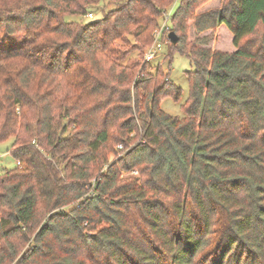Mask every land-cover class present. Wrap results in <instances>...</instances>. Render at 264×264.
Returning <instances> with one entry per match:
<instances>
[{
    "label": "trees",
    "instance_id": "16d2710c",
    "mask_svg": "<svg viewBox=\"0 0 264 264\" xmlns=\"http://www.w3.org/2000/svg\"><path fill=\"white\" fill-rule=\"evenodd\" d=\"M103 1L0 0V264H264V0Z\"/></svg>",
    "mask_w": 264,
    "mask_h": 264
},
{
    "label": "rangeland",
    "instance_id": "374dc122",
    "mask_svg": "<svg viewBox=\"0 0 264 264\" xmlns=\"http://www.w3.org/2000/svg\"><path fill=\"white\" fill-rule=\"evenodd\" d=\"M222 1L223 0H209L198 9V12H204L213 8H218L222 5ZM105 2H107V0L103 1L101 5H103ZM175 5L176 3H174V5L170 8L171 14L175 8ZM99 9L93 10L92 12L93 15L87 16L84 19L88 20V19L100 18L102 16V13L100 12ZM78 18L79 17L73 15L67 17L68 20L78 19ZM163 23L164 21L162 20L161 24ZM167 23H168L167 25L170 26L169 21ZM159 28H157L154 32V41L151 44V46L154 45V43L157 40L158 42L162 43V49L158 52L157 57L153 60V64L157 65L161 63L164 69L167 70L170 69L171 79L183 88V97L180 101L177 102L171 97H167L162 101L161 106L165 111H167L172 115H183L182 105L189 96V81L186 72L192 69V64L187 56L182 55L180 53L174 54L173 61L170 65L167 61H165L164 58L166 56V51L169 46L167 45L168 42L167 34L169 32V28L166 27L163 30V32L160 35H158ZM208 33H212V40L208 43L207 45L208 47H211L213 49L225 50V51H234L236 49L235 46L233 45L232 33L225 24L220 25L214 31L208 30L205 32H197L195 28L192 26L191 29L189 30V39L194 40L197 36L206 35ZM150 47H148L144 53H146V51ZM12 143H13L12 138L3 143H0V168L2 167L10 168L13 167L16 163L14 156L11 153H9V148L11 147Z\"/></svg>",
    "mask_w": 264,
    "mask_h": 264
},
{
    "label": "built area",
    "instance_id": "2783aa9c",
    "mask_svg": "<svg viewBox=\"0 0 264 264\" xmlns=\"http://www.w3.org/2000/svg\"><path fill=\"white\" fill-rule=\"evenodd\" d=\"M170 15H171V11L170 12H168L167 14H166V18L163 20L164 21V23L163 24H161V27L159 28V30H158V35H160L162 32H163V30L166 28V27H168V20H169V17H170ZM90 16H92V14H90ZM159 37V36H158ZM158 37H157V39H158ZM162 49V43L161 42H158L157 40H156V42L154 43V45H152L147 51H146V53H145V59L147 60V61H151V60H154L156 57H157V55H158V52L160 51Z\"/></svg>",
    "mask_w": 264,
    "mask_h": 264
},
{
    "label": "water",
    "instance_id": "95a60500",
    "mask_svg": "<svg viewBox=\"0 0 264 264\" xmlns=\"http://www.w3.org/2000/svg\"><path fill=\"white\" fill-rule=\"evenodd\" d=\"M169 38H170V41H171L173 44H176V43L178 42V40H179V37H178V35L176 34L175 31H171V32L169 33Z\"/></svg>",
    "mask_w": 264,
    "mask_h": 264
},
{
    "label": "crops",
    "instance_id": "0c3cea01",
    "mask_svg": "<svg viewBox=\"0 0 264 264\" xmlns=\"http://www.w3.org/2000/svg\"><path fill=\"white\" fill-rule=\"evenodd\" d=\"M232 36H233V34H232Z\"/></svg>",
    "mask_w": 264,
    "mask_h": 264
}]
</instances>
